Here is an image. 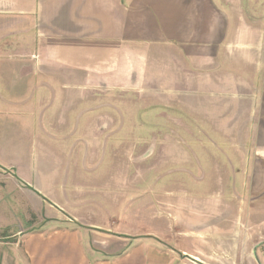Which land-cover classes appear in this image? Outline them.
I'll list each match as a JSON object with an SVG mask.
<instances>
[{"label": "crops", "instance_id": "0c3cea01", "mask_svg": "<svg viewBox=\"0 0 264 264\" xmlns=\"http://www.w3.org/2000/svg\"><path fill=\"white\" fill-rule=\"evenodd\" d=\"M149 68L165 75L157 83L166 98L173 86L192 101L201 121L194 144L228 148L237 168L201 174L176 205L161 199L150 216L157 229L124 233L120 210L93 199L114 204V189L88 179L103 175L89 148L115 144L90 128L122 131L125 120L119 107L92 101L115 100L108 85H135ZM55 101L61 109L52 111ZM0 116V153L21 146L12 136L25 129L10 130L11 116L32 121L36 148L21 171L0 154V190L12 185L43 210L36 224L0 237V264H264V0H0ZM41 133L67 151L53 153Z\"/></svg>", "mask_w": 264, "mask_h": 264}, {"label": "rangeland", "instance_id": "374dc122", "mask_svg": "<svg viewBox=\"0 0 264 264\" xmlns=\"http://www.w3.org/2000/svg\"><path fill=\"white\" fill-rule=\"evenodd\" d=\"M10 42H15V40H10ZM144 74L147 75L150 84L143 83L142 76ZM122 76H128L127 68L123 70ZM139 76L141 78L135 85L122 83L119 89L108 85L104 91L114 94L115 100L92 101L94 105L100 104L102 108L119 107L123 113L122 118L125 120L123 121V130L103 132L102 134L94 133L91 128L89 131L90 137L95 135V139H101V144L104 142L105 144L107 142L115 143L107 149L106 146L104 148L102 146L89 148L90 159L96 155L94 165L97 168L100 167L98 171L103 175L93 179L90 177L88 183L90 186L104 188L106 191H110V188L114 189L115 203L113 204L104 197L105 194L102 196L98 193L93 199L97 207L103 205L106 209H111L114 205L115 211L120 210L118 217L127 219V221L120 222V220L117 229L119 232L132 234H142L150 229L158 228V225L155 224L156 221L150 216L152 212L156 211V207H160L161 199L168 200L167 202L171 205H176V195L179 192L185 190L192 193L194 189H198L201 174L218 173L221 177H226L228 173L232 172V167L237 168V164L229 163L227 160L229 158L227 156H231L228 148L210 146L199 148V145L194 144L199 135L197 131L193 130L196 127L193 125L199 122L197 125L199 127L201 121L195 115L196 112H193L192 101H183L181 95L177 99L176 93L171 92L173 86L169 87L170 93L167 98L166 94H162L168 88L166 89L165 84L157 83L161 76H165L161 70L156 68L141 69ZM7 82L5 85H8L11 79L9 78ZM55 89L58 93L60 92L57 86ZM26 94L27 89H21L20 96ZM55 104L57 105L52 111L61 109V101H55ZM32 107L31 102L27 103L24 109ZM6 108L2 109L3 112ZM8 110H11V107ZM9 119L7 124H10V130L16 129L17 125L23 126L25 129L24 132L19 133V136H12L14 142L19 141L21 146L10 144L9 147L3 148V152L0 154L8 159H3L4 161L12 163L11 165L16 171H21V161L26 157L32 158L36 154L35 140L32 136L35 130L34 124L26 116H11ZM5 122V118L0 116V125H6ZM202 122L204 121L202 120ZM143 125L147 130L141 127ZM201 125L202 128H207L206 135L209 136V139L217 138L219 142H222L221 138L216 137L208 130L206 124ZM46 128L50 129L51 127L48 124ZM51 132L56 133V128L51 129ZM201 134L204 136V133ZM35 139L37 141L36 136ZM38 140L56 154H64L67 151L66 146H69L67 144L62 148L58 144L48 141L42 133ZM182 141H185V144ZM192 141L193 143H190ZM75 148L71 154L80 155L81 151ZM102 152L107 154L100 166ZM144 156H148L147 162L145 163L144 160L143 163L139 162L140 157L142 160ZM132 157L137 158L134 161L138 162L134 163L131 160ZM195 158L197 159L195 160ZM1 162L2 160H0ZM111 173H120L121 176L111 179L113 177H109ZM207 182L206 178L202 186ZM148 190H154V193L150 194ZM42 214L43 210H38L32 201L17 191L14 186L4 185L0 190V237H8L17 231H24L32 224H36ZM136 219L139 221L136 222Z\"/></svg>", "mask_w": 264, "mask_h": 264}]
</instances>
